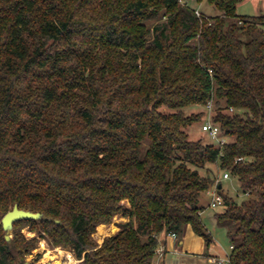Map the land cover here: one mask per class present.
<instances>
[{
    "label": "trees",
    "instance_id": "obj_1",
    "mask_svg": "<svg viewBox=\"0 0 264 264\" xmlns=\"http://www.w3.org/2000/svg\"><path fill=\"white\" fill-rule=\"evenodd\" d=\"M182 1L0 0V221L14 205L42 215L13 223L11 241L0 223V264L36 248L22 227L81 264H151L158 235L187 224L206 254L213 164L243 196L217 184L228 264H264V15ZM211 100L222 149L201 124L192 137L206 110H188ZM116 215L127 221L98 245Z\"/></svg>",
    "mask_w": 264,
    "mask_h": 264
},
{
    "label": "rangeland",
    "instance_id": "obj_2",
    "mask_svg": "<svg viewBox=\"0 0 264 264\" xmlns=\"http://www.w3.org/2000/svg\"><path fill=\"white\" fill-rule=\"evenodd\" d=\"M182 2H187L188 5L194 8L197 13L205 14V15H216L218 14V10L213 6L208 5L204 2V0L198 4L196 0H184ZM236 13L241 16H255V15H264V0H244L239 3L236 7ZM215 109V101H213V111ZM205 107L201 105L194 106L188 110L189 113H203L205 111ZM204 116L207 115L203 113ZM203 114L201 116V120L206 118V116L202 119ZM201 120L199 123L193 127L192 129V137L196 138L201 136L200 133V124L202 125ZM205 120V119H204ZM214 174L216 180L221 176L222 171L218 169L217 164L208 165ZM205 169L200 170V174L203 175L205 173ZM222 191L226 193L228 196L232 197L236 202H240L243 199V196L239 193L238 182L236 178H229L228 180H221ZM210 190V189H209ZM207 190L201 194L199 203L205 207V211L201 220L207 229V231L211 234L213 238V244L217 247V250L221 253L229 254V240L226 236V231L224 228H221L216 225L214 219V213L223 211V207L211 208L209 207V203L211 201V193ZM127 219L121 217L120 215H116L110 224L99 225L94 234L93 239L95 242L100 245L102 241L111 235H113L116 231H118V226ZM104 226V227H103ZM99 227H102V233H99ZM20 233L23 235L25 240H35L36 248L31 251L30 254L24 256V260L19 264H81V260L76 259L75 255L69 248H64L61 246H53L51 245L46 238L38 236L34 231H30L29 227L17 228ZM113 230V231H112ZM13 228L9 232V240L11 241L14 238Z\"/></svg>",
    "mask_w": 264,
    "mask_h": 264
},
{
    "label": "crops",
    "instance_id": "obj_3",
    "mask_svg": "<svg viewBox=\"0 0 264 264\" xmlns=\"http://www.w3.org/2000/svg\"><path fill=\"white\" fill-rule=\"evenodd\" d=\"M199 206L203 208L200 212L202 217L205 207L200 203ZM157 238L158 247L151 264H227L225 259L231 251L230 244L229 254L221 253L212 244L205 254L203 238L197 235L189 224L183 227L180 236L172 237L162 232Z\"/></svg>",
    "mask_w": 264,
    "mask_h": 264
},
{
    "label": "built area",
    "instance_id": "obj_4",
    "mask_svg": "<svg viewBox=\"0 0 264 264\" xmlns=\"http://www.w3.org/2000/svg\"><path fill=\"white\" fill-rule=\"evenodd\" d=\"M205 109L207 111V115L205 120L203 121L201 125V130L206 132L207 135L210 137L211 140L217 142L219 145V149H222L224 144L227 142V138L225 136H221L219 126L216 124H213L211 121V112L213 111V101H209L207 105L205 106ZM232 111V109H230ZM238 160H241L239 158ZM230 178L228 171H222L221 176L216 180L215 185L210 188L211 193V201L209 203V207L211 208H218L223 207L224 201L223 197L220 195L217 189V184L221 182V180H228ZM172 237H176L175 233H168ZM160 251V250H159ZM225 262L228 264V258L225 259Z\"/></svg>",
    "mask_w": 264,
    "mask_h": 264
},
{
    "label": "water",
    "instance_id": "obj_5",
    "mask_svg": "<svg viewBox=\"0 0 264 264\" xmlns=\"http://www.w3.org/2000/svg\"><path fill=\"white\" fill-rule=\"evenodd\" d=\"M220 187V186H219ZM42 215L40 213H33L23 209H19L17 205H14L13 208L7 211L1 218V226L5 231V239L9 240V232L13 228V223L19 220H37L40 219Z\"/></svg>",
    "mask_w": 264,
    "mask_h": 264
},
{
    "label": "bare ground",
    "instance_id": "obj_6",
    "mask_svg": "<svg viewBox=\"0 0 264 264\" xmlns=\"http://www.w3.org/2000/svg\"><path fill=\"white\" fill-rule=\"evenodd\" d=\"M103 227H104V226H103ZM98 229H99V233L103 234V233H102V230H103L102 227H99ZM103 231H104V230H103ZM112 231H113V230H112ZM104 234H105V232H104ZM104 234H103V235H104Z\"/></svg>",
    "mask_w": 264,
    "mask_h": 264
}]
</instances>
